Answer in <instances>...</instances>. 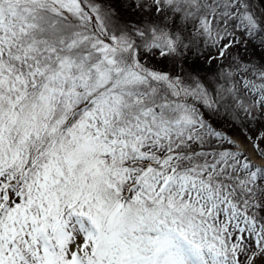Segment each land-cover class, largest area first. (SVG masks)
Here are the masks:
<instances>
[{
    "label": "snow or ice",
    "instance_id": "obj_1",
    "mask_svg": "<svg viewBox=\"0 0 264 264\" xmlns=\"http://www.w3.org/2000/svg\"><path fill=\"white\" fill-rule=\"evenodd\" d=\"M0 264H264V0H0Z\"/></svg>",
    "mask_w": 264,
    "mask_h": 264
}]
</instances>
